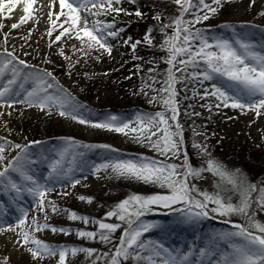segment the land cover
<instances>
[{
    "label": "rangeland",
    "instance_id": "obj_1",
    "mask_svg": "<svg viewBox=\"0 0 264 264\" xmlns=\"http://www.w3.org/2000/svg\"><path fill=\"white\" fill-rule=\"evenodd\" d=\"M206 3L216 7V5L212 4V0H206ZM130 5L131 2L128 0H121V3L114 5V7L124 9L128 13H134L132 11L134 8ZM45 9L46 11L41 12L40 14L35 11V18L22 24L17 29H12L11 25L14 22H18L19 16L23 14L22 12L19 11L18 18L15 19H3L0 17V23L4 25L3 29L0 30V53L7 50V52H12L14 56L20 60H23L26 63L29 62L32 66L30 68H23L21 65L16 64L18 68L22 69V74L37 71L53 73L56 80L64 84L63 88L67 85L66 82H68V80L66 79V82H64L58 78L59 74L54 68L55 64H63V66L69 70L78 67L77 69H80L81 79L78 77H75V79L78 80L76 81L77 84L84 89V95L91 100L89 103L87 102L88 107L93 106L94 109L97 110V108L102 105L103 111H96L93 113L92 117L87 118L86 116H82L83 114L79 109L78 115L89 121L88 124H79L72 119L59 116L55 109H53L52 114L49 115L47 110L40 111L35 107L29 108L27 105L19 103L14 104L12 108L6 106L0 108V113H3V115L0 116V138H3V140H0V143L10 141L13 145L19 144L23 146L24 142L18 140L15 136V133L22 129L23 132L30 137L37 131H40L41 134H45L46 132L49 133V135H59L58 141L53 139L43 141V143L46 142L47 144L42 145V157L41 155L39 156L34 149L29 150L30 158L36 161V163L30 165V174L40 183H46L49 186L54 187L55 190L48 194L47 200L52 201L57 208L67 210L59 213H52L49 209L46 213L48 218L45 220V213L37 210L36 201L25 191L18 197L21 198L19 203H16L17 205L12 207V210L14 209L18 212V215L12 218L15 222L11 223L12 221H9V217L2 213L0 216V224L15 225L17 217L22 214L21 210H19V206L23 205V209L28 211L29 221L35 217L40 224H47L57 229L63 228L68 233L65 234L59 231L54 233L50 229L35 232L33 229H30L25 225L24 230L29 231L37 239L57 248H87L94 250L91 257L84 252H79L75 256H72L71 253H69L66 256L65 264H93V261H95V264H109L111 256L119 245V240L122 235L121 232L118 231L119 229L125 231V228H128V224L118 220L116 217L107 218L106 214L109 211L114 210L120 202L128 199L132 195L148 197L155 194H167L168 190L154 184H145L135 179L116 176L111 172V169H108L107 171L102 170L99 173H96L94 171V166L97 164L91 163L89 166L83 165L80 162V154L77 157L78 160L75 159V163H73L72 155H76L75 146L77 145L73 146L71 144H66L65 142L79 141L86 144L97 143L99 144V147L101 145H107V148L111 151L114 149V152L119 151L124 155V157H116L118 160L145 157L177 165L182 163L184 159L183 153L186 152L184 135V142L181 146V155L179 159H166L164 156L159 155L154 151L147 142L138 143L136 140L132 139L131 137L135 135V133L123 135L91 127L92 123L104 122L110 116H113L108 109L117 106L116 104H121L122 106L115 107V109H121L118 112L119 114H117L118 116H116L118 120L127 122L132 127L137 126L135 120L138 115L154 114L156 112L165 111L164 108H156V104L158 103H146V105L148 104L146 108H142L138 105L130 106L129 104L133 103V99H129L127 95L128 93H126L129 92V89L122 87V85L117 83L119 80L123 79L122 77H133L135 69H137L136 67L141 68L139 65L137 66L133 64L134 61L129 59L130 56L128 52L131 42H129V45H125L124 41L128 40L129 37H131L132 41L136 37L144 38L146 34H150L151 36L159 27L157 29L153 28L152 33H149L150 29L148 26L150 25H145L144 22L134 14L126 15L124 11H121L119 14L110 12L98 17H89L90 24L94 19H99L104 23H114V30L116 31L123 29V31H119V36L116 39L109 38V43L113 46L112 54L109 56L102 50H88L85 48L81 51L80 41L74 38H68L67 36L62 37L61 40L57 42L55 38L61 31H63V29L59 28V24L63 22L64 17H61L60 20L57 21V28L52 30L53 34L49 37L47 33L51 30V24L48 20L47 13L51 10L54 14V19L55 14L59 11V4L56 3L51 9ZM93 11H97V9H93ZM261 13H264V0H255L254 3L252 0H231L230 3H225L219 11L215 15H212L205 23H207L209 27H218L220 29L223 22L234 21L240 23L239 26L241 29H237L234 35H230L226 29L221 28V31L217 33L218 31L215 32L216 28H211V31L213 32H211L212 35L211 38L208 39V42L214 43L215 39H227L234 43L236 38H244L256 46V51H260L264 54V15H261ZM203 14V12L200 13V15ZM189 17L184 19L191 20L193 18L189 19ZM151 19L154 18L151 17ZM198 25L199 24H196L195 27H198ZM65 27H67V25H65ZM172 34L173 31L171 35ZM5 35H7V43H4ZM61 50L63 51V55L60 54ZM4 58L9 59L8 57ZM13 63H15V61ZM201 67H203V65ZM196 71H199V69ZM187 72L191 73L192 71ZM180 74L183 73L180 72ZM93 75L95 76V81L91 82L93 81ZM9 78H11L10 72L6 74L4 79L0 80V84L6 83ZM220 80L221 78L219 77L215 78L213 81H204L202 78H185L186 83H195L192 89H194L196 97L194 100L196 101V107L198 109L194 110L201 112L199 119L204 118L205 124L210 127L208 132H204L203 135L199 134V136L202 137H197L195 132H198L197 130L199 127H202L203 124H201V122L200 125L196 124V120L192 122V124L187 123L188 130L185 128L186 132L188 131L190 135L195 136H193L195 145L206 146L207 148L206 153L201 152L198 148L195 149V155L197 156L194 158L195 165L189 160L187 154L188 161L195 169H206L207 162L209 160H214L222 165L223 169L229 174H235L238 171L240 174H243L249 183L255 184L257 188L264 187V110H261V115L257 116L254 111L245 110V112L242 113L240 109L223 107L217 109L215 104L218 103V101L215 97L205 96L204 93L206 89L210 91L213 84H219ZM30 87V83L25 84V89H29ZM16 90L20 91L18 87ZM49 93L55 94V89H49ZM146 93L147 95L145 93L143 94V90H141L140 97L145 99L144 95H146V97L150 99L152 93L147 91ZM23 94L24 93L21 92V97ZM70 94L75 98L76 102L78 94ZM21 97H18L17 99ZM149 99L147 100L150 101ZM206 106H212V111L209 112ZM65 147H67L71 153L64 162L66 168H73L69 173L70 179L59 181L49 180L48 177L51 171L50 164L60 158L58 153ZM18 152V149L13 150L11 148H6L4 155L10 160L13 157V154L15 153L16 155ZM109 153L112 154L111 152ZM107 157V162H110L113 160L114 155H108ZM40 160L42 162H40L41 164H38V161ZM5 163H7V160ZM12 175L13 178L20 183L18 177L15 174ZM214 177L221 179L219 176L204 171L201 174V178L189 177L188 182L191 186H194L199 192H201L200 189L204 191L207 190L206 185L209 183L206 181V184L204 181L213 179ZM75 180H79L80 183L73 188L71 187V183ZM20 184L23 185L22 183ZM224 184L225 188L231 187L226 181ZM209 188L211 189L212 187ZM1 192L3 193L4 190L0 189V193ZM61 193L67 194L61 195ZM192 195L196 199H203V197L198 195L197 192H192ZM80 196L91 198L92 203H87V199L85 201L79 200L78 197ZM253 197H257V192L253 193ZM233 198L234 199H231V202L233 204L238 203L239 196L233 194ZM27 199L31 201V206ZM183 207V205L179 204L174 205L171 209L151 206V210L148 211L149 214L145 219L138 221L134 217L132 218L134 220L132 226L134 228L139 227L141 224H154L159 226L148 231L150 233L161 228L160 216H163L164 214L166 215L168 212H173L168 217L173 216L174 213H176L177 216H181V213L176 211V209ZM213 207H215L214 204L210 203L208 205V216L213 219L215 223L210 220H205L208 223L207 227L213 230V232L211 235L206 233L205 240L201 241L198 237L190 240L181 239V242L178 241V244L177 241L171 240L170 236L168 239L163 240L154 239L153 242L162 244L164 248H167L173 255L182 257L183 255L191 253L189 264H218L221 260L220 255L215 254L214 252L207 253L206 250H203L205 245L207 247L209 241L228 245V242L219 238L220 234L228 232L223 225L218 224L225 222V217L212 212L211 209ZM1 210L5 211L6 206H3ZM70 212H75L78 216L87 217L89 222L85 224L79 219L75 221L70 220L68 218ZM253 214L256 221L264 224V211L258 210L255 204L253 205ZM236 218V224L243 226L242 222H244V220L246 221V218L240 215H237ZM94 221L120 225L118 230L111 234V242L106 243L101 241L99 235H97L95 239H89L86 237L81 238L76 234L78 231L99 233L101 230L99 229L98 224L94 223ZM17 231H19V229H17ZM118 237L119 240H117ZM18 240L20 243L16 242ZM238 240V238H235L233 242ZM144 242L148 243L146 240H144ZM22 243V237L15 235L11 231L0 233V264H3L5 259H7V264H58V255L55 257H47L43 260L33 259L27 251V247H34V245L21 246ZM201 250H203L206 255L201 256ZM105 253L108 255L105 256ZM141 255L147 257L152 255V253L144 251ZM161 257L167 258V253L161 250L160 257L153 256L155 264H162ZM122 262L123 263L121 264H137L136 261L131 259ZM139 264H149V262L145 259L140 261Z\"/></svg>",
    "mask_w": 264,
    "mask_h": 264
},
{
    "label": "snow or ice",
    "instance_id": "obj_2",
    "mask_svg": "<svg viewBox=\"0 0 264 264\" xmlns=\"http://www.w3.org/2000/svg\"><path fill=\"white\" fill-rule=\"evenodd\" d=\"M135 3L136 0H129ZM178 6L180 13L171 24L163 25L162 31L166 28H173L171 36L166 35L161 48L168 53L165 63L169 65L165 80L159 89H153L157 95L150 97V102L159 103L165 111L156 112L154 114L138 115L135 120L136 127H132L129 123L118 120L116 116H110L104 122L92 123L91 127L103 129L109 132L129 135L135 133L131 138L138 143L147 142L148 145L159 155L166 159L177 158L181 155V146L183 145V129L179 123V101L177 100L178 91L176 84L181 82V77H177L176 72L185 73L186 77L192 79H201L204 81H213L215 78H221L219 84H213L212 89L205 90V96L215 97L218 103L215 104L217 109L232 108L240 109L242 113L254 111L257 116L261 115V110H264V54L256 51V46L248 42L244 38H236L235 42H230L227 39H215L214 43H209L201 29H192L196 24L203 23L215 15L219 9L231 0H212V5L206 3V0H172ZM254 3L255 0H252ZM38 0H0V17L3 19H11L14 10L19 9L23 14L19 16L18 22L11 25L12 29H17L22 24L34 19V12L37 9ZM57 0H49L48 4L41 3L42 10L44 7L51 9ZM121 3V0H58L59 11L53 19V12L50 10L48 20L51 24V30L48 31V36L51 37L57 28V21L64 17L59 28L63 29L55 40L58 42L62 37L74 38L80 41L81 51L85 48L88 50H102L111 56L113 46L109 43V38L116 39L119 36V31L114 30V23H104L99 19H94L91 24L89 17H98L106 15L110 12L119 14L124 11L126 15L142 16V12L137 10L134 13H128L126 10L114 7ZM97 9V11H93ZM203 12V15L200 13ZM186 14L193 16L191 20H185ZM264 15V13H261ZM157 21L161 19L160 15L153 17ZM67 25V27H65ZM4 25L0 23V30ZM151 30H149L150 33ZM198 40L199 46L194 47L193 41ZM131 37L124 41L125 45H129ZM143 42L148 46H152L150 34H146ZM4 43H7V35L4 37ZM142 41L137 40L130 44L134 58L136 49ZM235 45V46H234ZM51 46V45H50ZM238 46V47H237ZM61 55L63 51L61 50ZM8 57L9 59H5ZM15 61V63H13ZM16 64L22 65L23 68H30L23 60H18L12 52L0 53V80L6 77L8 72L11 73V78L7 82L0 84V108H12L14 104H25L29 108L35 107L40 111H46L49 115L55 109L61 117L72 119L79 124H88L89 121L78 115L79 109L83 107L75 102V98L71 96L52 75L51 72L37 71L22 74V69ZM203 65V67H201ZM191 67L193 72L188 73L187 69ZM199 69V71H196ZM31 84L29 89H25V84ZM153 83H156L154 80ZM20 91H17L16 88ZM150 87V86H149ZM49 89H55V94H50ZM230 90V91H229ZM21 92L23 96L21 97ZM147 95V93H145ZM195 95V93H194ZM18 97H21L17 99ZM203 98V97H202ZM209 112L212 111V106H206ZM170 113V115H169ZM10 114V113H9ZM3 113H0L2 116ZM188 115V113H185ZM200 115V113H194ZM171 121V123H170ZM127 130V131H126ZM155 138V139H154ZM3 140V138H0ZM38 143V142H33ZM66 144H73V141H66ZM83 147L87 148L88 145ZM100 147L107 148V145ZM201 152H207L206 146L194 145ZM6 148L19 150L18 154L12 159H8L4 153ZM112 151H115L114 149ZM59 159L50 164L49 180L70 179L69 173L71 168H65L62 161L71 155L69 149L65 147L59 153ZM82 155V154H81ZM184 159L180 165L174 163H165L164 161L148 159L140 157L138 159L115 160L110 163H104L94 166V171L99 173L104 170L111 169V172L116 176L135 179L145 184H154L161 188L167 189V194H155L148 197L140 195H132L128 199L120 202L116 208L109 211L107 218L116 217L122 222L128 224V228L123 231L119 245L112 254L109 264H121L122 261L134 260L139 264L142 260H147L149 264H155L153 256L160 257L161 250L167 253V258L161 257L162 264H189L191 253L178 256L173 255L162 244L149 241L145 243L141 237L145 232L153 228L159 227L154 224H141L134 228L133 217L136 220L151 210V206H159L163 208H173L174 205H183V208L176 209L181 213V222L194 223L198 220L208 217V205L214 204L212 212L219 216L240 215L246 218L247 227L235 224L234 232H226L220 234L219 238L228 242L231 248L230 252L224 253L218 264H264V224L255 220L253 214V205L257 209L264 211V187L257 188L255 184H251L238 171L235 174H229L222 165L214 160L207 162V168H193L187 158V153H183ZM7 160V163L5 161ZM72 161L75 163V156L72 155ZM36 163L30 158L28 146L19 144H11L10 141L0 143V186L15 193L17 197L22 192H27L35 201L37 210L45 213L47 220V211L50 209L52 213H59L61 210L47 196L54 191V187L46 183H40L33 175L30 174V165ZM208 171L213 175L219 176L221 180L226 181L231 185L229 191L236 193L239 196V201L236 204L231 202L229 198L225 201L219 193L210 195L207 192H199L194 186L189 184V177L201 178V174ZM15 174L25 183L21 185L13 178ZM79 180L71 183V187L79 184ZM192 192H197L203 197L202 200L193 197ZM259 193V196L254 198L253 193ZM67 193H61L66 195ZM79 200L91 204V198L83 196L78 197ZM21 215L17 217L15 225L0 224V233L11 231L15 235L22 237L23 243L21 246L34 245L27 247L33 259L43 260L47 257H55L58 255V264H65L66 256L71 253L75 256L79 252L87 253L91 257L94 250L87 248H66L54 247L37 239L29 231H25V225L33 229L35 232L50 229L52 232H62L68 234L65 229H57L47 224H40L33 217L28 219V211L21 209ZM70 220H82L87 224L88 218L78 216L75 212L68 214ZM98 224L99 233L91 231H78L76 234L81 238L95 239L99 235V239L103 242H111V234L115 233L120 225L113 223H104L94 221ZM19 229V231H17ZM235 238L239 239V243L233 242ZM20 243V241H16ZM151 245V247H150ZM148 251L152 253L147 257L141 255L142 252ZM105 256L108 254L105 253ZM201 256L206 253L201 250ZM7 264V259L3 261ZM95 264V261H93Z\"/></svg>",
    "mask_w": 264,
    "mask_h": 264
},
{
    "label": "trees",
    "instance_id": "obj_3",
    "mask_svg": "<svg viewBox=\"0 0 264 264\" xmlns=\"http://www.w3.org/2000/svg\"><path fill=\"white\" fill-rule=\"evenodd\" d=\"M131 7H133L134 9H132L133 12L139 10L142 12V16L138 17L142 22H144L145 25H150L148 26L149 29L151 30L150 32L152 33L153 28L157 29L155 33H153V35H151V39H152V46H148L147 43L143 42V38L140 37H136L134 38L132 41H130L131 43L140 40L142 41V43L140 45H138L136 52H135V56L139 57V59L134 58L133 56V52L131 47L129 48V59L131 61H134L133 64L135 65H139L137 69H135V73L134 76L129 78L127 76V78L122 77V80H119L117 83L119 85H122V87L128 88L129 92L128 93V97L129 99L132 98L133 99V103H130V106H141L142 108H146L148 104H154L150 101H148L146 97V95H144L145 99H142L140 97L141 94V90H143V94L147 92H151L152 96L153 95H157L156 92L153 91V89H159L162 86V82L165 80L166 78V74H167V69L169 68V65L165 63V59L168 57V53L164 50H162L161 45L164 41V39H166V35L167 36H171V33L173 31V28H166L163 30V32L161 31V29L163 28V25H167V24H171L173 22V20L179 16L180 10L178 8L177 5H175L172 0H136L135 3H131L130 5ZM160 15L161 19L159 21H157L156 19H151V17H154L156 15ZM190 16V17H189ZM143 17V18H142ZM189 17L192 18L193 16L190 14H186L184 18ZM193 19V18H192ZM163 22V24H162ZM206 21H204L203 23H200L198 25V27H194L193 30L195 29H201L203 31L204 36L209 39L211 38V28H215V27H209L207 25V23H205ZM236 25L234 22H223V26H225L228 31H232V26ZM216 26V25H215ZM202 27V28H201ZM219 28H216L215 31H218ZM193 46L194 47H198L199 46V41L198 40H194L193 41ZM128 57V56H127ZM138 62V64H137ZM54 68L57 70V73L59 74L60 80H63L64 82H66L65 80L67 79L68 82L66 85V91L68 93H77L78 94V98H77V103L79 105H82L83 107L80 108L81 113L83 114L82 116H86L88 117H92L93 113L97 112H102L103 111V106L100 105L97 110L94 109L93 106L88 107V103L91 101L89 98H87L84 93L82 87H80V85L77 84L75 77H78L79 79H81V73H80V69H77L78 67H75L71 70H69L68 68L66 69L65 66H63V64H55ZM187 71H194L193 68L189 67L187 69ZM177 77H181V83H177L176 84V89L178 91V97L177 100L179 101V109H180V115H179V123L182 125V129H183V135L185 138V145H186V152L189 156V160L193 163V165H195V161L194 158H196L197 156L195 155V149L196 147H194L195 143H194V137L192 135H190V133H188V131L186 132V129L188 130V126L187 123L192 124V122H194L196 120V124L200 125V122L202 125V127H199V129L197 130L198 132H195L197 137H202L199 136V134H204V132H208L210 130V127L207 126L205 124V119L204 118H200L199 119V115H194V113H201L199 111H196L194 109H198L196 107V101L194 100L195 95H194V89H192V87L194 86V82L191 83H186L185 78H186V74H180V72L176 73ZM92 77V76H91ZM121 77V76H120ZM95 76L93 75L91 82H94ZM102 80V79H100ZM156 81V83H153V81ZM150 86V87H149ZM115 87V86H114ZM135 98V99H134ZM150 100V99H149ZM88 102V103H87ZM190 102V103H189ZM146 103H148L146 105ZM189 103V105H188ZM117 106L115 107H122L121 104H116ZM115 107H110L108 110L110 111V114H113V116H118L117 114H119V110L121 109H115ZM156 108H163L159 103L156 104ZM142 110V109H140ZM185 113H188V115H185ZM196 118V119H195ZM189 121V122H188ZM186 128V129H185ZM202 131V132H201ZM56 133V132H54ZM30 134V133H29ZM48 134V135H46ZM192 134V133H191ZM44 137H43V136ZM15 136L17 137L18 140H21L22 142H24V144L30 142V141H39L42 139H45V137H53L56 140H58L59 135L58 134H53V135H49V133L45 134H41L40 131L35 132V134L33 136H29L28 134L23 132V129L21 131H17L15 133ZM48 139V138H47ZM155 139V138H154ZM75 142L74 145L76 146V149L78 151V154H82L81 156V161L82 162H86V161H91V160H96L97 163H104L107 160V154L109 152L113 153H118V152H113L111 151L109 148H104V147H99V144L97 143H93V144H86L84 142H79V141H73ZM73 145V144H72ZM84 145H88L89 147L85 148L83 147ZM257 151V150H256ZM122 155V154H121ZM120 154H116L115 157L120 158L119 156H121ZM124 156V155H122ZM121 156V157H122ZM118 160V159H117ZM208 181L209 183L207 184ZM211 181V182H210ZM204 182H206V191L201 190V192H207L210 195H214L216 193H219V195L225 200L227 201L229 198L230 199H234L233 198V194L235 195L236 193L229 191V189L231 188H225V184L223 180L214 177L213 179H208L205 180ZM204 184V183H203ZM209 187H212L211 189ZM229 193H228V192ZM236 196H238L236 194ZM259 196V193L257 192V197ZM236 204V203H235ZM149 213L146 212L144 215H142L139 220L141 219H145L147 217ZM237 215L233 214L230 216H226V218H228V220L230 221H235L237 222ZM181 216H177V214L175 213L173 215V217H169V218H160L161 219V228L152 232H148V233H144L143 236L141 237L142 240H146L147 242L151 241L153 242L154 239H159V238H163L165 236H169L170 233H184L187 231H192V230H197L199 229H205L206 228V222L205 219L204 221L199 222L200 220L191 223L190 225H187V223H182ZM138 220V221H139ZM247 220L243 223V226L247 227L246 224ZM196 224V225H193ZM189 226V227H187ZM127 229V228H125ZM123 229H119L118 232H121L122 234ZM117 240H119V237L117 238ZM228 248V247H227ZM224 249L223 252L227 253L230 252L229 248L228 249ZM123 263V262H121ZM132 264V263H129Z\"/></svg>",
    "mask_w": 264,
    "mask_h": 264
},
{
    "label": "bare ground",
    "instance_id": "obj_4",
    "mask_svg": "<svg viewBox=\"0 0 264 264\" xmlns=\"http://www.w3.org/2000/svg\"><path fill=\"white\" fill-rule=\"evenodd\" d=\"M41 3H43V4H48V3H49V0H38L37 5H34L35 9H37L36 13H39V14H40L41 12L46 11L45 8H47V7H44L42 10H40V8H41ZM57 4H58V0H57ZM47 9H49V8H47ZM53 9H54V8H53ZM11 15H12V19L18 18V15H19V9L14 10L13 13H12Z\"/></svg>",
    "mask_w": 264,
    "mask_h": 264
}]
</instances>
